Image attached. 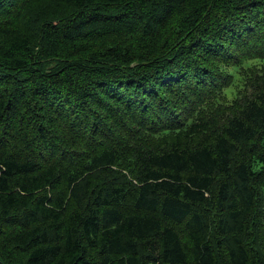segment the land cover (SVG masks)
<instances>
[{
	"label": "trees",
	"instance_id": "obj_1",
	"mask_svg": "<svg viewBox=\"0 0 264 264\" xmlns=\"http://www.w3.org/2000/svg\"><path fill=\"white\" fill-rule=\"evenodd\" d=\"M0 264H264V0H0Z\"/></svg>",
	"mask_w": 264,
	"mask_h": 264
}]
</instances>
